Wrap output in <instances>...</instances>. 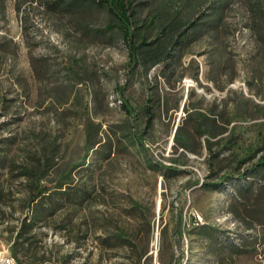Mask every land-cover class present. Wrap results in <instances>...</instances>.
Returning <instances> with one entry per match:
<instances>
[{
	"label": "rangeland",
	"instance_id": "1",
	"mask_svg": "<svg viewBox=\"0 0 264 264\" xmlns=\"http://www.w3.org/2000/svg\"><path fill=\"white\" fill-rule=\"evenodd\" d=\"M2 2L0 250L20 264H264V201L244 197L264 184L248 175L264 136V0H135L138 44L226 4L218 30L136 69L120 37L97 33L105 8L77 14L84 30L44 0ZM201 115L222 131L211 145ZM44 182L57 186L30 203Z\"/></svg>",
	"mask_w": 264,
	"mask_h": 264
},
{
	"label": "trees",
	"instance_id": "2",
	"mask_svg": "<svg viewBox=\"0 0 264 264\" xmlns=\"http://www.w3.org/2000/svg\"><path fill=\"white\" fill-rule=\"evenodd\" d=\"M44 2L48 5L49 8L53 10L64 9L65 11L76 15V17L74 18L75 23L84 30L89 29V24L83 21L81 15L78 16L77 14L82 13L83 10H85L84 7L92 9L93 5L95 4L105 8L111 16L110 20L107 25L101 28H97L96 31L98 34L105 35L109 40L113 41L115 40V37L118 36L126 43L130 56L128 61L129 69H136L139 64L142 63V61H144V64H149L152 66L156 65L160 61H164L172 57V50L180 47V45H184L188 41L191 42L192 40L201 37L205 33L212 30H218L222 21V12H219V9L224 8L226 5L216 4L214 8L209 11L210 17L206 19L200 17L199 19H192L189 21L184 18H180L176 21L172 20L163 27V32L154 40L147 42L145 39H143L142 43L138 44V31L135 23V0H44ZM2 4L4 5V0ZM222 39H218V35L214 34V36L212 37L213 45L219 46L220 40L222 41ZM63 60L64 65L69 70H73V64L80 61L79 58L71 55H65L63 57ZM121 97V104H123L126 112L129 115L133 116L134 119H136L137 113L135 112V108L133 107V105L123 95ZM146 115V128H148L152 125L155 117L153 106L149 102H147L146 104ZM193 118L199 130H201L203 134L207 135V145H211V137L222 133L221 130L216 131L215 129L216 117L210 119L208 118V116L201 115L194 116ZM146 128L141 132H137V139L143 145L145 144L144 133L146 132ZM175 138L177 139V141H179L178 129L176 131ZM260 138L261 142L256 146H253V150H251V158L253 159L259 153L260 155L253 166L249 167L248 175H258V177L261 176V178L263 179L264 136H261ZM237 140L238 138L235 134V127L232 126L231 136L228 141L230 144H235ZM229 178H232L231 173H224L222 176V181H226ZM206 184L218 187L220 182H206ZM56 186L57 185L55 182H44L43 184L36 183L31 189V197L29 202L31 203L41 198L46 192L54 189ZM248 187H251V189L248 190ZM244 194L245 199L252 196L256 199V202L264 201V184H260L258 187L252 185L246 186ZM176 231L179 237L183 236L182 211L179 214V222ZM177 263L178 262H176L175 264Z\"/></svg>",
	"mask_w": 264,
	"mask_h": 264
},
{
	"label": "built area",
	"instance_id": "3",
	"mask_svg": "<svg viewBox=\"0 0 264 264\" xmlns=\"http://www.w3.org/2000/svg\"><path fill=\"white\" fill-rule=\"evenodd\" d=\"M0 264H20L19 261L6 250H0Z\"/></svg>",
	"mask_w": 264,
	"mask_h": 264
}]
</instances>
